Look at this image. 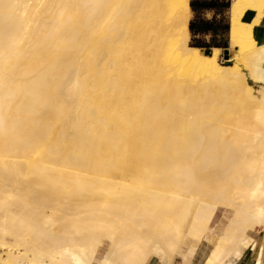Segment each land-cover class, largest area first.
<instances>
[{
	"label": "bare ground",
	"instance_id": "1",
	"mask_svg": "<svg viewBox=\"0 0 264 264\" xmlns=\"http://www.w3.org/2000/svg\"><path fill=\"white\" fill-rule=\"evenodd\" d=\"M190 2L0 0V264H173L205 236L225 264L264 231V0H230L225 58Z\"/></svg>",
	"mask_w": 264,
	"mask_h": 264
},
{
	"label": "crops",
	"instance_id": "2",
	"mask_svg": "<svg viewBox=\"0 0 264 264\" xmlns=\"http://www.w3.org/2000/svg\"><path fill=\"white\" fill-rule=\"evenodd\" d=\"M191 1H193V0H191ZM194 1H195L196 6L198 7V10L194 11L192 9L193 16H192L191 20H195V19L200 18V19H204V20L209 21V22H214L215 24H217V23H223V24L229 23V11H228L229 7L222 9L220 6H218V4L213 5V6H208V7H201V4H200L201 1H208L209 2L211 0H194ZM214 1H216V0H214ZM218 1L222 2L223 0H218ZM225 1H227V0H225ZM255 16H256V13L254 11H247L244 18L247 21H251L255 18ZM254 33H255L257 40L260 43L264 42V14H263L262 18H260V21L254 26ZM227 35H228V33H227ZM197 36H200V35H197ZM212 36L213 35L211 32L204 35V37L207 40L210 39ZM220 36H221V34L218 35V37H220ZM220 48H222V47H220ZM224 212H226V210ZM218 217H220V215H218V211H217V213L213 219L212 224L214 223V221H216V218H218ZM216 227H218V226H216ZM252 236L254 237L255 240L251 244V246L248 248L243 247V246L238 247L230 255V257L227 259L225 264H264V238H263L264 237V231L254 233V234H252ZM202 240H205V241H202ZM212 246H213V244H212ZM212 246H211V248H212ZM211 248H209V241L207 240L206 237H204L201 240L187 239L184 247L182 248V250L179 251V253L175 257L179 256L183 260H189L192 258L191 264H204L207 257H208V254H209ZM154 264H156V263H154Z\"/></svg>",
	"mask_w": 264,
	"mask_h": 264
},
{
	"label": "trees",
	"instance_id": "3",
	"mask_svg": "<svg viewBox=\"0 0 264 264\" xmlns=\"http://www.w3.org/2000/svg\"><path fill=\"white\" fill-rule=\"evenodd\" d=\"M218 2V3H217ZM191 7L194 11L198 10V7L195 4V1L190 2ZM201 7H208L217 5L220 6L222 9L228 8L230 5V1L223 0L222 2H219L218 0L214 1H201L200 2ZM223 20V19H222ZM191 36H192V45L198 47L199 49H206L209 50L212 47H222L227 48L228 47V39H227V33L229 31V23L223 24V23H217L209 22L204 19H195L190 21L189 25ZM212 33V37L210 39H206L204 37L207 33ZM221 34L220 37L218 35ZM200 35V36H197Z\"/></svg>",
	"mask_w": 264,
	"mask_h": 264
},
{
	"label": "rangeland",
	"instance_id": "4",
	"mask_svg": "<svg viewBox=\"0 0 264 264\" xmlns=\"http://www.w3.org/2000/svg\"><path fill=\"white\" fill-rule=\"evenodd\" d=\"M192 16H193V11H192ZM192 19V18H191ZM227 37V39H228V47L227 48H223L222 49V53H221V58H225L226 57V54H225V49H229V36L227 35L226 36ZM190 43H192V36L190 35ZM202 52H204V53H211V50L212 49H209V50H206V49H200ZM230 54V52H228V55ZM112 171L113 172H117V171H119V169H116V168H112ZM225 211V209H220V210H218V215H220V217H218V218H216V221H214V225L215 226H218V230H220L225 224H226V222L228 221V219H229V217L231 216V212H230V210H226V212H224ZM252 234H254V232H252ZM206 237V236H205ZM187 239H191L190 237H188ZM186 239V240H187ZM203 239V238H202ZM202 241H205V240H202ZM201 241V242H202ZM200 242V243H201ZM199 243V244H200ZM198 244V245H199ZM212 242H209V248H211V246H212ZM198 248V247H197ZM154 256H152L151 258H150V262H149V264H151V262H152V264H154V263H156V258H154ZM152 260V261H151ZM191 262H192V258L191 259H189V260H183L181 257H179V256H177V257H175L174 258V261H173V264H191Z\"/></svg>",
	"mask_w": 264,
	"mask_h": 264
},
{
	"label": "water",
	"instance_id": "5",
	"mask_svg": "<svg viewBox=\"0 0 264 264\" xmlns=\"http://www.w3.org/2000/svg\"><path fill=\"white\" fill-rule=\"evenodd\" d=\"M228 49H225V54H226V56H228Z\"/></svg>",
	"mask_w": 264,
	"mask_h": 264
}]
</instances>
